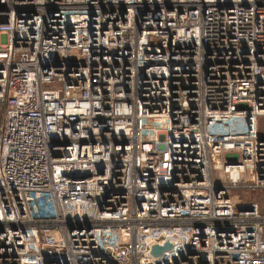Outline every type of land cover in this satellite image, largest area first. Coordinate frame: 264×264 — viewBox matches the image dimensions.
<instances>
[{
    "label": "built area",
    "instance_id": "2783aa9c",
    "mask_svg": "<svg viewBox=\"0 0 264 264\" xmlns=\"http://www.w3.org/2000/svg\"><path fill=\"white\" fill-rule=\"evenodd\" d=\"M0 103V264H264V0H0Z\"/></svg>",
    "mask_w": 264,
    "mask_h": 264
},
{
    "label": "rangeland",
    "instance_id": "374dc122",
    "mask_svg": "<svg viewBox=\"0 0 264 264\" xmlns=\"http://www.w3.org/2000/svg\"><path fill=\"white\" fill-rule=\"evenodd\" d=\"M50 87L58 88L59 85H51ZM259 128L261 132H264V119L259 120ZM261 134L262 133H259V135ZM215 177L219 180L221 178L220 172L217 171ZM250 187V184L241 185L237 189H232V195H234L236 199L257 202L261 211L264 213V189H251Z\"/></svg>",
    "mask_w": 264,
    "mask_h": 264
},
{
    "label": "water",
    "instance_id": "95a60500",
    "mask_svg": "<svg viewBox=\"0 0 264 264\" xmlns=\"http://www.w3.org/2000/svg\"><path fill=\"white\" fill-rule=\"evenodd\" d=\"M170 248V244L166 243L163 247L159 246H153L151 248V256L153 258H157L163 251L167 250Z\"/></svg>",
    "mask_w": 264,
    "mask_h": 264
},
{
    "label": "trees",
    "instance_id": "16d2710c",
    "mask_svg": "<svg viewBox=\"0 0 264 264\" xmlns=\"http://www.w3.org/2000/svg\"><path fill=\"white\" fill-rule=\"evenodd\" d=\"M6 105L4 103H0V121L2 119V114L5 110Z\"/></svg>",
    "mask_w": 264,
    "mask_h": 264
},
{
    "label": "bare ground",
    "instance_id": "6f19581e",
    "mask_svg": "<svg viewBox=\"0 0 264 264\" xmlns=\"http://www.w3.org/2000/svg\"><path fill=\"white\" fill-rule=\"evenodd\" d=\"M216 168L219 167V162L217 161L216 164H215Z\"/></svg>",
    "mask_w": 264,
    "mask_h": 264
}]
</instances>
